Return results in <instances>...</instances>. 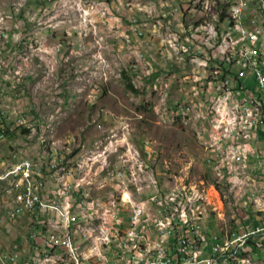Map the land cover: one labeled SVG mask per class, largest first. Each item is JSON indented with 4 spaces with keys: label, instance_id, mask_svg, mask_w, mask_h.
Instances as JSON below:
<instances>
[{
    "label": "rangeland",
    "instance_id": "rangeland-1",
    "mask_svg": "<svg viewBox=\"0 0 264 264\" xmlns=\"http://www.w3.org/2000/svg\"><path fill=\"white\" fill-rule=\"evenodd\" d=\"M165 1L0 0V109L9 113L16 108L21 121L33 129L24 134L26 128H19L15 117L7 114L8 135L0 139V154L4 159L8 160L13 151L23 149L36 167L50 160L49 168L56 169L55 149L69 157L86 155L94 149L106 150L110 147L109 141L114 139L130 137L133 143L151 139L158 145L159 154L149 163L156 178L160 176L159 186H153V195H160V187H167L168 180L175 181L174 176L180 180V175L186 173L191 190L204 195V188H198L201 179L212 186V180L206 177L204 151L212 150L215 155L226 151L221 165L231 164L229 156L233 154L229 148L242 155L241 148L247 145L244 134L250 133V126L261 121L263 107L246 100V107L251 111L248 123L245 118H239L231 127L234 130L226 129L224 140L217 145L201 137L199 122H205V109H200L199 104L189 103V112L197 115V119L180 115L177 121L172 116L176 103L196 98L192 83L184 78L186 67L177 63L175 55L162 45L161 35L167 26L158 13ZM195 3L184 31L189 36L200 37L205 36L206 30H218L223 22L220 16L228 11V4L219 0H195ZM251 6L264 27L263 0H251ZM135 17L146 25V34L141 40L132 37L129 31ZM158 24L163 29H155ZM5 26L9 29L7 40ZM234 31L236 21L227 20L226 34ZM172 44H179V36H172ZM233 65H248L244 51H237ZM134 66H138L137 73ZM191 70L212 74V66L204 63H191ZM123 71L128 72L139 95L128 91ZM146 105H152L149 112L141 108ZM255 152L254 155H261L260 148ZM108 156L107 165L116 167L118 153L112 150ZM134 161H141V154H134ZM206 163H214V156H206ZM235 163L249 174V169L241 163V156ZM67 179L68 167L58 168L57 183L67 185ZM239 181L243 182V177ZM9 182L10 179L0 182V218L5 216L12 201V195L7 193ZM106 183L110 185L111 181H106L102 173L95 176L90 196L109 197L112 192ZM227 184L228 176H216L215 190L222 202L224 230L232 231L238 218L233 200L246 202L251 187L254 197L262 198L263 184L261 180L251 179L249 186L241 184L239 195L238 192L228 194ZM18 185L25 186L24 176H18ZM57 195H64V188H57ZM183 206V212H190V205ZM100 217V209L91 210L89 228H98ZM55 228H62V221H56ZM183 234L187 236L180 233V238ZM228 234L232 232L227 237ZM126 236L127 232H120V239H127ZM26 238L27 232L19 226L3 228L0 236L4 244L24 243ZM110 242L111 235L102 236V243ZM52 257L55 261L59 258ZM84 264H92V251L89 257L84 256Z\"/></svg>",
    "mask_w": 264,
    "mask_h": 264
},
{
    "label": "built area",
    "instance_id": "built-area-1",
    "mask_svg": "<svg viewBox=\"0 0 264 264\" xmlns=\"http://www.w3.org/2000/svg\"><path fill=\"white\" fill-rule=\"evenodd\" d=\"M181 2L165 1L163 6L170 11L160 7L158 14L167 22V30L161 35L162 45L175 55L177 63L186 67L184 78L192 83L196 100L176 103L172 116L197 119L189 112V103H197L205 109V122H199L201 137L224 140L227 126L236 125L237 118H245L248 123L251 111L246 100L262 105V121L250 126L256 142L249 144V151L241 157L250 179L262 180V198H255L251 187L246 202L233 200L238 209L236 226L232 231H224L216 176L229 177L228 194L239 195L241 186L230 163L221 165L226 151L223 155L204 151L205 176L212 180V186L204 179L198 184V188H204V195L191 190L188 173L185 178L180 175V180L174 176L175 181L168 180L167 187H160V195H153V186H159L160 176L156 178L149 163L159 154L158 145L151 139L140 143H133L130 137L114 139L106 150L94 149L86 155L69 157L55 149L56 169L46 168L45 162L36 167L19 149L8 160L0 154V182L10 179L7 193L12 195L7 213L0 218V235L7 226H19L28 238L24 243L9 244L0 239V264H34V260L50 264L51 256H59L58 264H84V251H92V264H241L240 250H254L257 259L264 258V27L257 11H252L251 0H219L228 4L220 28L206 30L205 36H189L184 23H190L189 11L196 3ZM137 18L132 20L129 31L141 40L146 25ZM227 20L236 21L233 34H226ZM155 29H159V24ZM8 31L5 26V40ZM172 36H179V44H172ZM237 51H244L248 65H233ZM191 63L212 66V74L192 71ZM133 70L137 73L138 66ZM225 99H232V106H225ZM7 114L15 117L19 128L33 131L27 122L21 121L16 108L9 113L0 109V139L6 137ZM254 148H261V155H254ZM112 150L119 155L116 167L107 165ZM134 154H141V161H134ZM206 156H214V163H206ZM60 167H68L67 185L57 183ZM100 173L111 181L106 185L112 194L94 199L89 192L94 177ZM18 176H25V186H18ZM57 188H64V195H57ZM183 205H190V212H183ZM93 209L101 210L98 228H89V213ZM55 221H62V228H55ZM120 232H127V239H120ZM228 232L237 233V241L227 240ZM180 233H187V248H180ZM103 235H111V242L102 243ZM195 245H205V252H195Z\"/></svg>",
    "mask_w": 264,
    "mask_h": 264
},
{
    "label": "bare ground",
    "instance_id": "bare-ground-1",
    "mask_svg": "<svg viewBox=\"0 0 264 264\" xmlns=\"http://www.w3.org/2000/svg\"><path fill=\"white\" fill-rule=\"evenodd\" d=\"M252 101H254L255 103H257L259 105V103L256 100H252ZM231 103H232V99H225V106H231L230 105ZM259 106H262V105H259ZM260 113H262V116L260 119L262 121V119H263V108H262V111H260ZM238 121H239V118L236 119V124L238 123ZM261 121H258V123H256V125L259 124V122H261ZM232 126H234V125H228L227 129L228 130H234V128H231ZM230 139H232V137H230ZM244 139L247 140V145H245L244 147L241 148L242 155H241V153H238L235 150H233L234 148L233 149L229 148V150L232 151V154H233V156H229V158L231 160L230 161L231 162L230 167H233V171L236 172V174L239 177H243V179H244L243 182L239 181L240 185L242 184V185H245L247 187V185L248 186L250 185L249 184V182L251 181L250 175L247 174L244 170H242L243 167H241V168L236 167L235 161L237 160V158L239 156L243 157L244 155L247 154V151H249V149H247L248 145L250 143L255 144L256 137L253 138V134L245 133ZM212 142L214 143V145H217L220 142V140H212ZM220 149L222 150V147H220ZM255 150H256V148L254 149V154L256 153ZM260 150H261V148H260ZM218 153H219V155H223L221 152H218ZM3 180H6V179H3ZM24 180H25V176H24ZM261 182H262V180H261ZM242 185L240 186V188H242ZM262 190H263V188H262ZM227 239L230 241H237V233L232 232V234L229 235L227 237ZM187 247H188V240H187V236L185 234L183 238H180V248H187ZM195 252H205V245H195ZM238 258L241 259V264H264V258L257 259L255 257V251L254 250H240V251H238ZM54 260H55V258L50 257V264H53ZM34 264H42V260H34ZM76 264H80V263L76 262Z\"/></svg>",
    "mask_w": 264,
    "mask_h": 264
},
{
    "label": "trees",
    "instance_id": "trees-1",
    "mask_svg": "<svg viewBox=\"0 0 264 264\" xmlns=\"http://www.w3.org/2000/svg\"><path fill=\"white\" fill-rule=\"evenodd\" d=\"M226 11H224L222 13V15L220 16L221 20L223 21V16L225 15ZM123 75V79L125 81L126 84V88L128 89L129 92H131L132 94L135 95H139L140 92L138 89H136V87L134 86L133 82H132V78L129 76L128 72L123 71L122 72ZM144 111L149 112L152 109V105H146V106H142L141 107ZM180 119H178L177 121H179ZM27 131L26 129H24L23 133L25 134ZM6 135H8V130L6 132Z\"/></svg>",
    "mask_w": 264,
    "mask_h": 264
},
{
    "label": "crops",
    "instance_id": "crops-1",
    "mask_svg": "<svg viewBox=\"0 0 264 264\" xmlns=\"http://www.w3.org/2000/svg\"><path fill=\"white\" fill-rule=\"evenodd\" d=\"M189 19H190V17H189ZM160 23H161V21H160ZM162 23L165 25V26H167V22L166 21H162ZM187 24H189V23H184V27L185 26H187ZM162 27V26H161ZM159 29H163V28H159ZM165 30V29H164ZM15 42H17L18 44H20V45H22L21 43H20V41H15ZM47 152V151H46ZM58 153V152H57ZM61 154V153H60ZM48 161V162H47ZM47 161H45V163H46V168H49V165H50V160H47ZM50 169V168H49ZM10 183V182H9ZM18 186H20V185H18ZM22 186V185H21ZM55 226H56V221H55ZM1 236V235H0ZM3 241V240H2ZM4 242V241H3ZM84 256L85 257H89V251H84ZM57 260L55 261L54 260V264H58L59 263V258H56Z\"/></svg>",
    "mask_w": 264,
    "mask_h": 264
}]
</instances>
